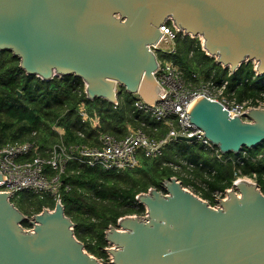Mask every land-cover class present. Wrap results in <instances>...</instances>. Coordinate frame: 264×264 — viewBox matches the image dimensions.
<instances>
[{
	"label": "water",
	"instance_id": "water-1",
	"mask_svg": "<svg viewBox=\"0 0 264 264\" xmlns=\"http://www.w3.org/2000/svg\"><path fill=\"white\" fill-rule=\"evenodd\" d=\"M167 19L202 37L217 64L235 72L256 61L264 75V0H0V50L42 80L80 77L89 99L115 104L123 86L155 105L158 63L149 45ZM189 112L222 153L264 143V108L249 109L246 119L231 117L203 96ZM233 187L214 207L172 176L162 190L137 196L144 215L109 226L106 250L115 264H264V193L245 178ZM9 194L0 192V264H103L77 238L62 203L29 217Z\"/></svg>",
	"mask_w": 264,
	"mask_h": 264
},
{
	"label": "trees",
	"instance_id": "trees-1",
	"mask_svg": "<svg viewBox=\"0 0 264 264\" xmlns=\"http://www.w3.org/2000/svg\"><path fill=\"white\" fill-rule=\"evenodd\" d=\"M171 58L182 68L187 81L195 79L194 73L205 79L227 78L228 91L234 90L238 100L264 91L262 77L253 78L252 61L232 72L229 67L217 64L215 57L202 49L198 36L180 35ZM19 65V58L12 52L0 50V142L35 140L45 154L60 140L59 128L64 130L62 139L66 143L94 144L98 130L122 137L129 126L139 127L146 122L145 129L150 133L160 125L147 114L133 112L136 96L123 86L118 87V104L115 105L105 98L89 99L85 84L78 76L66 75L47 81L26 74ZM82 103L93 118L98 117V127L81 118L79 106ZM164 129L161 126V130ZM260 153H264V143L243 148L238 154L224 153L225 160L221 161L195 141L176 140L160 158L149 159L141 154L140 165L133 170L116 172L70 161L63 180L71 188L66 190L64 186L61 191L62 204L87 251L95 256H107L105 232L109 226L116 225L125 215H144L146 207L138 202L137 196L152 187L162 190L163 181L172 176H177L184 186L199 190L201 197L211 205L216 202L213 193L232 187L237 174L240 177L256 175L264 193V161L253 160ZM171 164L181 165L182 169L175 171ZM190 164L194 167L188 168ZM200 183H205L206 187ZM22 196L14 198L13 202L25 214L28 213L25 205H31L39 213L43 207L54 209L56 204L52 197L39 200ZM23 224L31 226L28 221Z\"/></svg>",
	"mask_w": 264,
	"mask_h": 264
},
{
	"label": "built area",
	"instance_id": "built-area-1",
	"mask_svg": "<svg viewBox=\"0 0 264 264\" xmlns=\"http://www.w3.org/2000/svg\"><path fill=\"white\" fill-rule=\"evenodd\" d=\"M160 31L159 40L149 45L158 63L154 75L160 85V98L155 105H151L139 95H135L133 102V112L147 114L160 125L155 126L150 133L145 129L146 122H142L139 127L129 126L127 133L122 137L98 130L94 144L66 143L62 139L64 130L59 128L60 140L46 150L45 154L35 140L0 142V172L5 177V180L0 181V192L10 193L11 199L20 197L25 191L48 194L56 202L62 203L61 191L64 186L66 190L71 188L69 184L65 185L63 180L70 161L116 172L133 170L140 165L141 154L149 159L160 158L165 154L167 146L179 137L193 138L192 141L186 142L195 141L206 150L212 151L219 160H225L224 153L205 137L204 131L191 123L189 111L194 103L204 96L220 102L231 117L238 115L246 119L245 115L249 109L264 108V91L257 96L238 100L234 90L228 91L230 84L227 78L205 79L194 73L195 79L187 81L182 68L171 56L176 52V40L180 35L192 38L197 36L181 31L171 19L162 23ZM198 37L203 49V38ZM252 63L255 72L253 78L262 77L261 81L264 84V75L258 73V63L256 61ZM117 104L118 102L115 103ZM79 114L84 121H92L94 127L99 126L98 117L93 118L84 103L79 106ZM161 126H164V131L161 130ZM243 153L245 155V152ZM253 160L264 161V153L258 154ZM183 163L186 164L185 161ZM171 165L175 168L181 166ZM187 167L193 168L194 165L190 164ZM238 175L233 183L245 178L258 184L256 175L250 177ZM233 188L232 185L224 191H215L214 207H218L220 200L226 199L228 192ZM107 264H115L111 254Z\"/></svg>",
	"mask_w": 264,
	"mask_h": 264
},
{
	"label": "rangeland",
	"instance_id": "rangeland-1",
	"mask_svg": "<svg viewBox=\"0 0 264 264\" xmlns=\"http://www.w3.org/2000/svg\"><path fill=\"white\" fill-rule=\"evenodd\" d=\"M20 159H24V158H20ZM173 168H174V170L175 171H180L181 169H182V166H180V167H174L173 166ZM241 177H243V176H241ZM247 177H250V176H247ZM199 184V183H198ZM201 185H202V187L204 188V187H206V184L205 183H200ZM187 189H189L190 191H192L193 193H195V194H197L198 196H200L201 197V195H202V193L199 191V190H197L196 188H194V187H192V186H185ZM153 188V187H152ZM231 188V187H230ZM23 194V196L22 197H24V195H29V196H33L34 198H36V199H39V200H41V199H49V198H51L50 197V195H48V194H34V193H32V192H30V191H25V192H22L21 193V195ZM213 195H214V193H213ZM215 196V195H214ZM14 200V198L12 199V201ZM205 200H207V199H205ZM208 201V200H207ZM213 206H215V204L213 205ZM25 207L28 209V213H26V215H28L29 217H31V216H33L34 214H36L37 212H36V209H33V208H31V205H25ZM44 208H47V209H49V210H53L52 208H49V207H43V209ZM42 209V210H43ZM24 213V212H23ZM132 215H134V214H132ZM22 225H23V227L25 228V229H32L33 228V226L31 225V226H26V225H24L23 223H22ZM84 243V242H83ZM109 247H111V244H108V246H106L105 247V252L107 253V256H100V255H98V256H95L94 254H92V255H94L95 257H97L101 262H103L104 264H107L108 263V261H109V257H110V253H108V251L106 250V248H109Z\"/></svg>",
	"mask_w": 264,
	"mask_h": 264
},
{
	"label": "flooded vegetation",
	"instance_id": "flooded-vegetation-1",
	"mask_svg": "<svg viewBox=\"0 0 264 264\" xmlns=\"http://www.w3.org/2000/svg\"><path fill=\"white\" fill-rule=\"evenodd\" d=\"M105 249V248H104Z\"/></svg>",
	"mask_w": 264,
	"mask_h": 264
}]
</instances>
